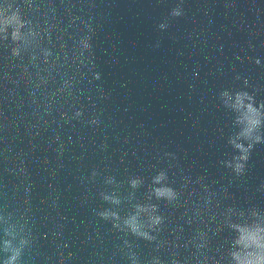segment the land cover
Listing matches in <instances>:
<instances>
[{"label":"clouds","instance_id":"obj_1","mask_svg":"<svg viewBox=\"0 0 264 264\" xmlns=\"http://www.w3.org/2000/svg\"><path fill=\"white\" fill-rule=\"evenodd\" d=\"M175 15H179V13H174ZM254 123H258L254 122ZM237 148H240L242 151H246L245 149H243L242 145H236ZM241 159H247L246 156L241 157ZM243 168L242 164H237V171L241 170ZM163 178V174H160L157 178H156V182H159V180ZM156 196L158 199L162 198L167 200L169 203H172L173 201H175L177 199L178 193L171 187H164V188H160V189H156ZM100 217L107 220L108 219V214L107 213H100ZM151 223L153 224V226L155 227L156 231H159L160 226L163 224L164 222V217L161 215H157L155 217H151ZM125 225L129 228V231L137 236V237H141L144 238L146 240L152 241L154 239V236L149 235L148 232L142 231L141 230V226L137 220V217L133 216L128 220H125ZM115 227V225H113ZM12 260H15L16 257L13 256L11 258ZM5 264H10L9 261H6ZM149 264H163V262L160 260L159 257H153L151 261H149ZM171 264H179V261L173 259Z\"/></svg>","mask_w":264,"mask_h":264}]
</instances>
